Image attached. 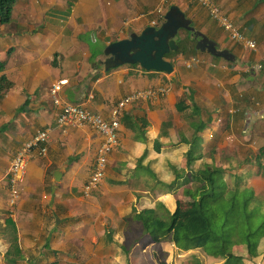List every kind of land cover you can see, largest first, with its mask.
Here are the masks:
<instances>
[{
	"label": "crops",
	"instance_id": "0c3cea01",
	"mask_svg": "<svg viewBox=\"0 0 264 264\" xmlns=\"http://www.w3.org/2000/svg\"><path fill=\"white\" fill-rule=\"evenodd\" d=\"M214 1L240 33L259 45L258 51L233 43L215 21L199 20V14L187 7L185 12L200 32L217 43L219 50H227L229 59L200 51L187 59L175 54L174 59L164 57L173 66L172 74L166 75L146 72L139 65L108 72L103 69L104 47L151 26L156 19L150 15L152 11L162 6L166 12L163 0H17L10 22L0 24V62L4 76L9 74L0 82V264H57L68 259L84 263L96 256L106 264L115 262V256L109 255L112 250L120 258L122 248L128 249L142 236L135 212L154 211L163 222H170L176 195L192 182L189 176L184 182L187 151L197 160L202 155L200 149L207 148L212 161L209 139L219 133L221 138L215 144L223 151L228 140L225 132L230 130L225 124L233 121L237 129V115V119L243 118V130L235 134L231 126L228 136L243 134L254 142L250 132L255 130L264 150V124L260 123L264 119V57L260 53L264 47V3L246 14L251 0ZM201 11L207 14L203 7ZM12 21L15 30L6 31ZM23 21H28L25 29L18 25ZM156 22L158 25V19ZM238 46L244 51L236 54ZM198 59L203 64L187 68ZM55 82L61 105L78 106L107 122L128 96L166 90L155 100H132L124 105L118 116L117 146L109 155L103 183L88 197L83 187L103 137L89 127L66 132L57 128L62 108L51 97ZM193 104L208 111L216 107V122L204 130L202 142L173 146L175 135L201 123L200 116L193 113ZM252 106H258L261 115H254ZM45 129L51 130L47 152L27 164L11 208V161L24 140ZM255 157L236 179L244 178L245 170L254 164L261 170L263 165L257 154ZM61 169L54 188L52 173Z\"/></svg>",
	"mask_w": 264,
	"mask_h": 264
},
{
	"label": "trees",
	"instance_id": "16d2710c",
	"mask_svg": "<svg viewBox=\"0 0 264 264\" xmlns=\"http://www.w3.org/2000/svg\"><path fill=\"white\" fill-rule=\"evenodd\" d=\"M16 2L17 0H0L1 25L10 22ZM170 6L172 4L168 3L167 9ZM189 35L192 36L191 33ZM192 37L176 41L178 50L175 53L181 54L184 59L199 54L195 49L196 40ZM6 76L9 74L4 76L3 64L0 62V82ZM192 107L193 113L200 116L201 123L195 129L186 127L183 132L179 131L180 133L174 136L176 139L173 146L184 144L190 147L195 141L202 142L203 138L200 137L204 130L216 122L214 119V114L218 113L216 107L210 111L203 105L198 108L193 104ZM237 118L238 115L235 119L239 122L237 129L234 128L233 121L226 122L225 125L230 128L229 132L231 126L235 134L242 132L243 118L242 120ZM229 132L225 134L229 135ZM220 138L219 133H214L213 138L209 139L211 142L207 143V147L213 148L211 159L216 162L213 167L193 160L190 152L185 153L184 158H187L185 175L189 176L192 182L176 195V210L171 216L172 221L165 223L150 210L135 212L134 218L142 227V236L128 249L122 248L121 253L126 264H169L162 250L163 242H173L180 253L200 249L206 256L221 260V264H252L249 263L251 260L249 256L260 257L261 264H264V216L258 213V222L248 221L250 214L247 213V207L252 194H247V191L252 189L234 188L235 180L232 173L228 180L222 178L226 173L224 164L234 163L236 157L220 151L215 144ZM252 142L253 138L249 136L246 144L250 145ZM254 160L256 157L248 150L235 172L241 174L243 167L250 166ZM109 264L116 263L110 261Z\"/></svg>",
	"mask_w": 264,
	"mask_h": 264
},
{
	"label": "built area",
	"instance_id": "2783aa9c",
	"mask_svg": "<svg viewBox=\"0 0 264 264\" xmlns=\"http://www.w3.org/2000/svg\"><path fill=\"white\" fill-rule=\"evenodd\" d=\"M203 7L209 18L215 21L219 27L229 36L230 41L240 44L242 48L248 51H256V42L248 39L245 35L239 32L238 28L233 25L230 20L225 17L216 5L214 0H192ZM165 12L162 6L150 13L151 16H156L151 26L160 24L163 21ZM195 64L199 66L203 64L201 60H192L187 64V68ZM58 84L55 82L51 88V97L57 107H61L62 111L57 117L56 126L62 131L66 132L69 128H83L89 127L98 132L103 137V143L97 151L94 168L91 172L90 178L83 187L84 196L88 197L97 191L103 183L105 170L110 153L117 146L119 123L118 116L121 114L124 105L132 100L144 101L147 99H157L159 95L165 93L163 88L145 91L142 93H135L128 96L123 103L119 104L112 112L109 122L103 120L99 115L87 110H83L78 106L66 105L63 106L56 98L58 92ZM51 130H38L29 139L24 140L16 151L8 173L9 183V199L8 204L12 208L18 198L17 186L22 183L26 175L27 164L31 161L42 157L47 152V144L49 141Z\"/></svg>",
	"mask_w": 264,
	"mask_h": 264
},
{
	"label": "rangeland",
	"instance_id": "374dc122",
	"mask_svg": "<svg viewBox=\"0 0 264 264\" xmlns=\"http://www.w3.org/2000/svg\"><path fill=\"white\" fill-rule=\"evenodd\" d=\"M168 3H171L172 5H175L178 8H180V10L184 13L185 17L192 22V27L195 29L196 32H200L201 28L198 27L197 23L193 20L190 13L185 12V8L188 7L190 9L194 10L195 14H199V20H203V19L208 20L207 18H209V16H207V14L205 12L201 11V7L198 6L192 0H163V5L165 6V9H167ZM259 4H260L259 0H256V2L254 0H251L250 4H248V7L246 8V14H250L252 11L256 10L258 8ZM27 24H28V21H23V22L18 23V25L23 29H25ZM206 24L208 25V23H206ZM9 26L10 27H8V25H6V28H7L6 31L9 30V28L15 30V23L13 21L10 23ZM186 32L187 31H185V30H179L177 33V36L175 38L176 41L179 42L180 39H183L185 37L190 38V35H189L190 32H187V33ZM1 38H2V33L0 31V41H1ZM256 45H257V43H256ZM258 46L259 45H257L256 52L258 51ZM238 48H239L238 50H235L236 54H238L240 52L242 53L244 51L239 46H238ZM260 48H261V46H260ZM260 53L264 57V47H262V50L260 51ZM175 54H176L175 52H170L169 54H167L165 56V58H167L168 60H170V58L174 59ZM262 74L264 75V71ZM238 89L242 90L241 88H238ZM231 94H232V96L234 95L233 90L231 91ZM209 97H210V95L208 94L206 96V98L209 99ZM205 101L208 102V100H205ZM252 108L255 109V111L253 113L254 115H256L258 113H260V115H261V110L259 109L258 106H252ZM260 123L264 124V119H260ZM254 132H255V134H254ZM250 134L255 136V141L252 142L251 145H246V141L248 140V137L243 136V134L240 136H231V137L226 135L225 138H227L228 140H227V142H225L223 144L221 149L226 153L235 155L236 159H235L234 163H229V164L225 165L226 166V173H224L222 175V178L228 180V176H230L232 173L233 178H234L233 180H235L234 188H237V189H242L243 187L252 188L253 193H252V191H247V194H252L251 199H249L250 202H249L248 207H247V213H248V215L250 214L248 221L254 220L255 222H258V220H257L258 219V216H257L258 213L261 216H264V150L262 151V149H261L262 146L260 144H258V142H257V139H259L257 136V132L255 130H253L250 132ZM259 136L261 137L262 135H259ZM248 150H249V152L251 151L254 156L257 154V158L262 163L263 166L261 167V170H258L259 166L256 167V164H254V166L249 170H247L245 168L246 170L245 169L244 170H245L246 176L244 178H242L241 180H238V179H236L237 173L235 171L238 170L237 167L244 160L246 154L248 153ZM200 152L202 155L200 157H197L196 159L204 165H209V167L213 166L214 163L209 159V157L207 155V148L202 147V149H200ZM231 168L233 170H231ZM257 172L259 173V176H257ZM235 176H236V178H235ZM186 178H187V176H185L184 182L186 181ZM185 186H188L187 183L185 184ZM169 209H171L170 206H169ZM175 210H173L172 213H174ZM254 210H255V212H254ZM252 214H256V215L254 217H252L251 216ZM171 216H172V214H171ZM170 221H172V217L170 218ZM120 232L124 233L123 230ZM82 233L87 235V232H82ZM94 234L97 235V233H94ZM108 243H109V240L106 242V244L108 245ZM108 248H110V246ZM89 249L92 251L93 247L89 248ZM162 250H163L164 256L168 260L169 264H221V260L213 259V258L206 256L204 254V252L200 249L189 251L186 253H180L176 249V247L174 246L173 242H171V243L164 242ZM115 252H116L115 250H112L111 253H109V255L115 256V258H116L115 263L125 264L124 263L125 259L123 258V255H121L119 258L117 255L118 253H115ZM249 258L251 259L249 261V263L261 264L260 257L256 256L254 258H251L249 256ZM99 259H100V257L96 256V258H93L90 261H87L84 263H79V262L77 263L76 262L77 259H74V260L68 259L66 261H63V262H60L57 264H106L105 263L106 261L105 262H103L102 260L99 261Z\"/></svg>",
	"mask_w": 264,
	"mask_h": 264
},
{
	"label": "water",
	"instance_id": "95a60500",
	"mask_svg": "<svg viewBox=\"0 0 264 264\" xmlns=\"http://www.w3.org/2000/svg\"><path fill=\"white\" fill-rule=\"evenodd\" d=\"M179 30L190 32L196 43V50L207 52L213 57L229 59L228 51H217V43L209 40L203 33L196 32L192 22L175 5L170 6L157 26H148L139 33H132L126 39L107 44L103 49L105 60L103 69L108 72L124 65H139L148 72L155 71L170 75L171 63L164 60L170 52H176V36ZM54 188L57 187L62 169L52 173Z\"/></svg>",
	"mask_w": 264,
	"mask_h": 264
},
{
	"label": "flooded vegetation",
	"instance_id": "af4514ba",
	"mask_svg": "<svg viewBox=\"0 0 264 264\" xmlns=\"http://www.w3.org/2000/svg\"><path fill=\"white\" fill-rule=\"evenodd\" d=\"M217 51H221V50H219V48H217Z\"/></svg>",
	"mask_w": 264,
	"mask_h": 264
},
{
	"label": "clouds",
	"instance_id": "9594fccd",
	"mask_svg": "<svg viewBox=\"0 0 264 264\" xmlns=\"http://www.w3.org/2000/svg\"><path fill=\"white\" fill-rule=\"evenodd\" d=\"M166 11H167V9H166Z\"/></svg>",
	"mask_w": 264,
	"mask_h": 264
}]
</instances>
